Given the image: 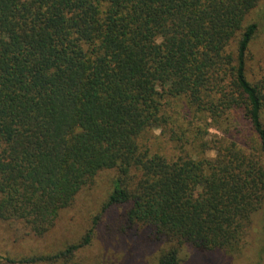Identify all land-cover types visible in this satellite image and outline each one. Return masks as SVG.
<instances>
[{
    "label": "trees",
    "instance_id": "trees-1",
    "mask_svg": "<svg viewBox=\"0 0 264 264\" xmlns=\"http://www.w3.org/2000/svg\"><path fill=\"white\" fill-rule=\"evenodd\" d=\"M260 1L0 0V221L42 237L114 170L102 213L123 206V232L162 243L154 264L241 251L264 208ZM102 213L65 248L0 264H85Z\"/></svg>",
    "mask_w": 264,
    "mask_h": 264
},
{
    "label": "rangeland",
    "instance_id": "rangeland-1",
    "mask_svg": "<svg viewBox=\"0 0 264 264\" xmlns=\"http://www.w3.org/2000/svg\"><path fill=\"white\" fill-rule=\"evenodd\" d=\"M256 21L259 28L252 41L248 73L251 80L264 75V0L249 13L247 22ZM215 132L214 129L211 130ZM159 129L148 135L152 147L160 152L171 151V144ZM208 155L214 156V151ZM114 170L101 171L76 196L72 205L61 211L56 225L44 236L33 235L20 223L0 221V255L20 257L38 253H55L80 240L92 227L112 190ZM123 206L102 213L95 225L92 243L81 251L85 264H154L162 243L149 240L140 229L120 227ZM182 264H264V208L256 212L247 233L246 245L235 253L225 250L199 251L184 245Z\"/></svg>",
    "mask_w": 264,
    "mask_h": 264
}]
</instances>
